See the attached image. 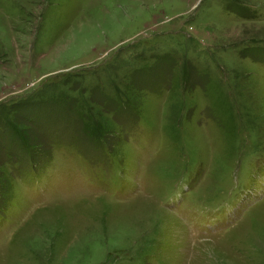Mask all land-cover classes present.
I'll list each match as a JSON object with an SVG mask.
<instances>
[{"label":"rangeland","instance_id":"obj_1","mask_svg":"<svg viewBox=\"0 0 264 264\" xmlns=\"http://www.w3.org/2000/svg\"><path fill=\"white\" fill-rule=\"evenodd\" d=\"M0 264H264V0H0Z\"/></svg>","mask_w":264,"mask_h":264},{"label":"bare ground","instance_id":"obj_2","mask_svg":"<svg viewBox=\"0 0 264 264\" xmlns=\"http://www.w3.org/2000/svg\"><path fill=\"white\" fill-rule=\"evenodd\" d=\"M236 232V231H235ZM203 245V244H202Z\"/></svg>","mask_w":264,"mask_h":264}]
</instances>
